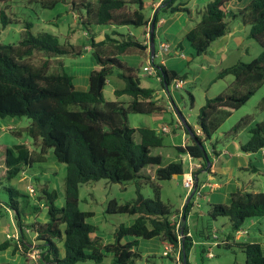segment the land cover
Listing matches in <instances>:
<instances>
[{
	"label": "trees",
	"instance_id": "1",
	"mask_svg": "<svg viewBox=\"0 0 264 264\" xmlns=\"http://www.w3.org/2000/svg\"><path fill=\"white\" fill-rule=\"evenodd\" d=\"M10 1L0 0L3 27L13 24ZM35 1L44 9H54L58 4L65 3L69 6L68 12L78 14L80 23L89 35V47L97 68L89 76V88L78 90L60 57L82 55L85 46L69 42L62 44L58 36L47 32L35 35L29 22L25 23L18 43L0 44V118L30 119L25 132L31 140L29 145L19 143L6 147V169L0 177V185L3 182L11 184L28 168L46 163V155L51 149L56 161L66 165L63 205L57 204L58 192L50 190L48 185H41L37 179L35 197L13 186L6 188L9 194L6 206L15 212L17 226L20 229L28 227L36 234V248L41 252L39 260L43 264H78L86 261L102 264L108 254L112 255L113 264H137L142 259L137 250L139 239L158 238L177 247L179 235L172 217L174 214L181 215L180 219L187 217L191 201L185 204L181 214L178 211L172 213L161 200L160 182L183 176V162L164 164L161 156L152 155L153 149L163 147V138L158 131L149 127L132 128L128 123L129 114H162L168 107L161 99H156L154 89L142 86L134 67L120 60L122 56L143 55L142 48L146 49L147 46L132 35L116 39L106 34L103 40L96 41L89 30L95 25L147 28L155 17V38L161 12L176 14L190 13V10L182 3L176 4L178 0H164L150 19L143 11L142 0H98L97 4L88 0ZM231 1L234 0H210L198 13L201 19L186 34L185 40L198 56L206 55L211 46L230 31L227 21L230 16L250 27L249 37L261 47L262 53L250 62L238 61L223 67L214 81L227 76H233V81L222 93L207 99L200 109L197 116L200 134L190 127V132L184 130L190 142L176 147V151L201 163L198 174L206 169L212 173V161L205 143L211 141L220 128L218 113L227 109V115H230V112L239 110L264 86V0H252L244 8L227 12L226 4ZM155 66L161 87L164 84L170 87L182 79L173 69L160 64ZM115 69L119 70L117 77L124 82V87L115 90L114 94L117 97L129 96L127 105L104 98V88ZM189 99L192 106L194 97L191 93ZM258 107L264 110V98ZM251 122V116L243 117L225 136H238ZM249 133L250 137L240 145V151L245 154L263 151L264 122L256 124ZM14 134L18 135L16 132ZM212 147V153L219 155L215 144ZM205 154L210 162L209 168ZM149 167L156 168L154 178L145 171ZM102 179L119 184L134 182L136 186L133 201L120 204L112 199L107 203V215L136 216L133 224L121 225L114 232V241L109 244L98 235L97 227L87 222L94 214L79 209L80 185ZM147 185L152 188L154 199L143 196L142 189ZM42 206L47 209V220L40 222L35 219L26 224L25 209H32L37 216ZM208 214L213 220L227 217L232 232L236 233L247 219L264 218V192L238 189L232 193L229 204H211ZM183 232L181 262L189 264L193 242L187 236L186 227ZM230 238L232 236L228 235L227 240ZM20 243L21 247L15 242V250L27 256L29 248L22 239ZM61 243L64 247L63 257L60 256ZM10 245L11 241H5L0 245V250ZM234 245L245 254V264H264L260 244L241 242ZM206 253V248L202 247L201 259Z\"/></svg>",
	"mask_w": 264,
	"mask_h": 264
},
{
	"label": "rangeland",
	"instance_id": "2",
	"mask_svg": "<svg viewBox=\"0 0 264 264\" xmlns=\"http://www.w3.org/2000/svg\"><path fill=\"white\" fill-rule=\"evenodd\" d=\"M92 4H97L98 0H88ZM245 0H243L244 2ZM186 2L185 0H178L176 4ZM192 2L189 3V12H184V16L187 20L200 21L201 16L198 14L196 9L192 8ZM11 7L12 16L11 19L13 24L6 27L2 26L0 21V44H16L21 39V33L24 30L25 23L29 22L32 24V33L37 35L38 33L47 32L58 36L60 42L63 44L69 42L72 45L80 47H89V35L84 30L82 24L78 19V14L68 12V5L65 3L58 4L54 9H44L35 0H11L9 3ZM203 10V9H202ZM227 10H232L227 8ZM235 11V10H233ZM145 15L149 18L154 16L152 9L148 6L144 9ZM175 14L171 13H160V18H169ZM190 20V21H191ZM230 28L233 30V37L224 49L227 50L228 59L225 61H220L221 57L218 53H208L206 55L198 56L190 44L183 38L177 46L180 48L178 51L180 55H184L181 59L179 56L174 58L171 56L170 67L177 71L182 79V89H175L172 85L171 89V100L169 101V107L166 106L165 112L162 113V118H158L156 114H129L128 123L132 128L149 127L155 130H159V125L167 126L169 132L166 134H161L163 138V149H173L174 144H181V137L183 130L177 127V118L181 120V123L185 122L187 126L197 130V116L200 109L205 105L207 99H211L222 93L227 87L228 83L233 81V76H227L224 79L214 81L217 73L226 66L232 65L238 61L250 62L257 58L261 53V47L249 37L250 27L243 25L240 20L233 19L230 16L227 17ZM194 23V21H191ZM238 23L241 26L236 28ZM113 31L117 35L128 36L134 34L136 40L143 42L144 37L142 34V27H113ZM141 29V33L139 31ZM236 29V30H235ZM90 33L94 35L96 41L99 39L100 26H92L90 28ZM110 30L107 33L110 34ZM119 37V36H118ZM161 43L172 44L175 42L169 37V34L161 32L160 34L155 32L154 46L156 54L160 51ZM181 43V44H180ZM150 49V42L149 47ZM182 48V49H181ZM133 56V55H132ZM135 56V55H134ZM162 57L165 54H161ZM63 61L67 72L73 77V83L75 87L79 90L83 84L85 88V81L88 78V74L93 68H97L96 61L91 53V49H82V55H65L60 57ZM214 59V62L210 60ZM121 60V59H120ZM122 61V60H121ZM124 62V61H122ZM161 60L157 59L156 64L159 65ZM125 63V62H124ZM127 64V63H126ZM129 65V64H127ZM137 70V74L141 79L143 87H150L152 89L161 90L160 85L155 77H146V64H133L129 65ZM119 70L115 69L112 76L108 78L107 84L104 88L103 95L107 101H119L124 105H127L130 101L129 96H115L114 92L117 89L124 87V82L117 77ZM87 87V86H86ZM189 93L194 97V103L191 106L189 99ZM164 100L166 99L163 95ZM264 98V86L259 89V91L239 110L229 112L227 109H222L217 118L221 121L220 128L218 132L213 136L211 141L205 143V148L210 156L214 167L217 169H223L227 165L228 157L222 155L221 158H216L212 153V146L215 144L218 153H223L226 149L228 143L234 142L236 145L243 144L247 142L250 137L249 130L256 124L264 122V110L259 109L258 105L260 101ZM163 101V100H162ZM167 102V101H166ZM171 105V106H170ZM172 108V109H171ZM178 112L181 114L178 115ZM245 116H251V124L242 130L238 136L229 137L225 136L238 121H240ZM7 119V118H6ZM5 119L0 118V147L13 146L15 144L24 143L29 141L25 128L30 124V119L14 118L9 120V122L4 121ZM184 120V121H183ZM17 121V122H16ZM12 125L15 129L10 131L6 129L5 126ZM4 126V127H2ZM3 129V130H2ZM14 132L18 133L16 136ZM239 146V145H238ZM183 147V146H182ZM177 152V151H176ZM1 153V152H0ZM157 154L156 149L152 150V155ZM47 161L42 164H35L26 170L33 181V185L37 186V180L41 185L52 186L58 194L59 200L58 205L64 204V180L66 177V165L58 163L55 160L53 150H49L46 155ZM176 161H182L184 165V171L189 172V164L199 163L197 160H191L187 158L183 161L182 158L177 157ZM173 161V162H176ZM253 166L258 169V172H264V167L262 166V159L259 155L254 154L252 158ZM166 164L171 163L172 160H165ZM194 162V163H193ZM165 164V163H164ZM43 174H47V177H42ZM216 179L210 181L208 178L207 170L202 171L198 174L197 178L200 184L205 182L217 183L220 186L226 184L229 181L228 172L219 173L216 172ZM233 176L239 178L242 182H246L249 177H252L254 185L257 189L247 190L248 192H259L261 190V182L259 181V175H254L249 171L241 172L235 170ZM254 175V176H253ZM183 176H178L174 180L160 182L161 186V200L164 204L168 205L170 211L175 213L183 203L184 197L187 199L190 195L187 194V189L183 186ZM13 186L18 188L17 183L9 184L3 182L0 185V204L3 205L0 213V230L12 233L13 223L15 220V212L9 209L11 212L4 208L6 203L9 201V194L6 190L7 187ZM223 187V188H222ZM228 187L221 186L219 189L203 191V197L197 198L196 195L191 199V207L189 213L191 214L188 227L192 230L196 238H202L207 234H210V238L213 234H217L220 239L224 235H231L232 241L235 233L232 232L230 228L229 219L227 217H220L217 220L210 218L208 212L210 210L211 204H229L230 199L227 195ZM142 194L145 198L154 199V192L150 186H144L142 189ZM136 198V186L134 182H127L124 184L113 183L110 180L102 179L97 182H90L80 185L79 188V209L83 212H92L93 217L87 220L88 223L94 225L98 229V235L103 238L106 244L112 243L114 241V232L121 226H130L134 223L136 216L129 215H107L105 210L107 203L115 199L120 204L126 202H131ZM8 208V207H7ZM179 212V211H178ZM26 219L24 220L26 224L32 223L37 216L32 212V209H25ZM175 219L173 222H179V216L175 214ZM41 220H46V212L41 216ZM22 218H25L22 215ZM40 220V219H39ZM253 221L262 222L260 224L252 225ZM246 232H251V235L258 233V230L264 231V218H250L244 222L242 227ZM2 235V234H1ZM0 235L2 239L3 236ZM238 242H246V237H236ZM60 245V244H59ZM61 248L64 250L63 243H61ZM202 248V247H201ZM200 248V249H201ZM207 248V247H203ZM214 258H207L204 256L202 259V264H245L246 256L242 250L234 245L226 248L222 245L209 247ZM137 250L141 253L142 259L138 261L137 264H173L172 260L168 257L163 256L164 247L158 238L155 240H144L139 239V245ZM113 258L111 254H108L104 259L102 264H113ZM78 264H95L93 261H86ZM189 264H199L193 258H191Z\"/></svg>",
	"mask_w": 264,
	"mask_h": 264
},
{
	"label": "crops",
	"instance_id": "3",
	"mask_svg": "<svg viewBox=\"0 0 264 264\" xmlns=\"http://www.w3.org/2000/svg\"><path fill=\"white\" fill-rule=\"evenodd\" d=\"M142 1L144 3L143 11H144L145 7L149 6L152 9V13H154L160 6V5L159 6L157 5L158 0H142ZM185 1L186 2H183L185 8H188L189 3L192 2L191 3L192 8L196 9L197 12H198V11L202 10L205 7V5L210 0H185ZM251 1L252 0H245L244 2H243V0L231 1V2L226 4V11L230 12V11H233V10L244 8ZM227 8L232 9V10H227ZM149 18L151 19L152 17H149ZM190 20H191V18H190ZM190 20H187L185 18L183 12L176 13L174 16L169 17V18H160V20H159V22H158V24L156 26V32L159 33V34L161 32H165V33L169 34V37L171 39H173V41L175 42L174 45L168 44L170 48H169L168 52L165 54L164 57L161 56L162 53L160 51L153 56L151 54V49H149L148 46H147L146 49L142 48V51H144L143 55L136 54L135 56L134 55L133 56L132 55L131 56H122V57H120V59L122 61H124L125 63L129 64V65L146 64V66H145L146 69L149 67L150 63H152L154 66L157 65L156 64V60L159 59V60H161L160 65H164V66H166L169 69H174V68L169 66V64L172 62L171 61V56H173L174 58L179 56L181 59H183V57L180 55V52L178 51V49L180 47L177 46V45L179 44V42L183 38L185 39L186 34L194 27V25L197 22H199V21L195 22V20L193 19L191 21H194V23H192ZM240 26H241V23H238L236 28H238ZM108 29L111 31L110 35H113L112 37H114L116 39H122L123 35L114 34L115 32L113 31V29H114L113 27L100 26V32H99L100 36H99L98 41H101V40H103L105 38V35L108 34L107 33ZM150 29H151V25L148 26L147 28L142 27V34H143V37H144V40L142 42L143 46L147 45L148 35H150ZM139 31L141 33V29H139ZM131 35L136 38V36L134 34H131ZM232 37H233V30H232V28H230V31L228 32V34L225 35L224 37L218 39L211 46L209 52L210 53H218L219 56L221 57L220 61H225L226 59H228V54H227V50L224 49V47L227 44H229L230 40H232ZM149 40H150V38H149ZM85 49L89 50L90 48L85 47ZM210 61L215 63L214 59H211ZM94 69L95 68H93L90 72H92ZM90 74L91 73L88 74V78L85 81V84H86L87 87L85 86V88H83V84H80L82 90H87L89 88V76H90ZM157 81H158V83L160 85V89L161 90L160 91L156 90V99L163 100V102L165 104H167L168 107H169V102L167 101V99L164 100V98H163L162 87H161L160 81L158 79H157ZM141 84H142V82H141ZM182 87L183 86H181V89H182ZM145 88H150V87H145ZM170 99H172L171 96H170ZM156 115L158 116V118H162V114H156ZM11 119H13V118L8 117L4 121L9 122V120H11ZM14 120H15V118H14ZM161 126H163V124L159 125V129H160ZM2 127H4V126H2ZM5 127H6V129H8L10 131H13L15 129L12 125H7ZM189 142H190V137L188 135H186L185 131L183 130L182 137H181V144L180 145L179 144L178 145L174 144V148L173 149H163V147L162 148H158V149H156L157 154H153V155L154 156H161L162 159H163V162L165 164H166V162H165L166 159H168V160L171 159L172 162H173V161H176L177 157H180V158H182L183 161H186L187 158H190V157L187 156V155L178 154L176 152V147L185 146V145L189 144ZM24 144L29 145L30 142L29 141H25ZM238 145H236L234 142H230V143H228V145H227V147H226V149L224 150L223 153L221 152V153H219V155H215V157L217 159L221 158L222 155L227 156L229 158L228 161H227V165L223 169H217V168L214 167V163H211L212 173L211 174L208 173V178H209L210 181H212V180L216 179V174H215L216 172H219V173L228 172L229 181L226 184L221 185V186L228 187V192H227L228 198L226 199V201L228 199H230V201H231L232 193H234L238 189L249 190L251 188V189H253V191H255V189H257L256 186L254 185V181H253L252 177H249L250 179H248L245 183L244 182L241 183L240 182L241 180L239 178H236V176H233L234 175L233 173H234L235 170L241 171V172H248V173L250 171L254 175H259L260 176L259 177V181L261 182V190L259 192H264V172H258V169L253 166L252 158H253L254 154L242 153L240 151L241 143L238 144ZM5 150H6L5 146L4 147H0V152H1L0 153V177L4 174L5 169H6L5 168V164H4ZM256 154L261 157L262 166L264 167V150L260 151V152H258ZM55 160H56V158H55ZM196 164H198V163H196ZM145 171L148 174H150L153 178L155 177V172H156V168L155 167H149ZM47 176H48L47 174H43L42 177L45 178ZM175 178H173L172 180H174ZM32 181H33L32 177L29 174H27V172L25 171V172L22 173V175L20 176L19 179L14 180L11 184L17 183V185H18L17 189L20 192H22V193L28 194L26 189H27L28 185L34 186ZM215 184H217V183H215ZM217 185H218L217 189H219L221 186L219 184H217ZM49 189L50 190H55L54 188H52V186H49ZM186 198L187 197L185 196L182 205L177 210V211H179L180 214L182 213V211L184 209V206H185L184 202H185ZM187 201H188V199H187ZM1 208H3V205L0 204V213H1ZM4 208L6 210L8 209L7 211L11 212L9 210V208H7V206L4 205ZM45 212H47V209L45 208V206H42V211L39 214H37V220L40 219L39 220L40 222H45L47 220V218H46V220H41V218H42L41 216ZM175 217L176 216L174 214L172 219H175ZM190 218H191V214L190 213H188L187 217H182L183 228L184 227L187 228V232H188V234L191 235L190 238L192 239V242H193V247H192V249L190 251L188 261L190 262L191 258H193L197 263L202 264V259H201V256H200V248L201 247H207L206 250L209 251V245H206V243L210 242L212 240V238H210V234H207L206 236H203L202 238H196L194 233L192 232V230L188 227V223L190 221ZM251 224L252 225L260 224L261 226L263 225L262 222H260V221H253ZM15 227L20 229L17 226L16 221L14 220L12 233L14 232ZM3 233H4V230L1 229L0 230V235L2 234L1 236H3V235L4 236H3L2 239L0 238V245L2 243H4L5 241H8L6 239V234L9 233V232H6L5 234H3ZM227 236L228 235H224L220 239V241H226V244H224V245L222 244V246L232 245V243L233 244L241 243V242L236 241V237L242 236V237H246V242L260 244L261 248H262V252L264 254V231H262V230H258V233H254V234L251 235V232H246L245 230L241 229L240 231L235 233L233 241H232V238L227 240ZM21 238L24 241V243L27 245V247L29 248V251H28L29 254L27 256H25V255H23L20 252V250H15V242L11 241V245L7 249L0 250V264H43L40 260L35 259L31 255V251L33 249H36V246L38 245V242H37L36 237L34 236V234L33 235L32 234H22ZM161 243H162V245L164 247L163 256H165V250H166V245L167 244H166V242H161ZM59 249H60V256L63 257L64 256V250L61 248V244L59 245ZM168 258H170V257H168ZM170 259L173 262V257L172 256H171ZM173 264H174V262H173Z\"/></svg>",
	"mask_w": 264,
	"mask_h": 264
},
{
	"label": "built area",
	"instance_id": "4",
	"mask_svg": "<svg viewBox=\"0 0 264 264\" xmlns=\"http://www.w3.org/2000/svg\"><path fill=\"white\" fill-rule=\"evenodd\" d=\"M164 0H158L157 5H161V3ZM150 35H148V42L147 45L149 47V40ZM169 45L161 43L160 45V50L162 51V54H166L169 50ZM184 58V55H181ZM145 76L146 77H155L156 79H158L159 81H161L160 76L158 75V71L156 66H154L152 63L149 64V67L146 69L145 72ZM175 89H181L182 86V82L181 81H175L173 84ZM172 85L170 87H162V94L165 96V98L167 99V101L169 102L170 96H171V89H172ZM177 127L181 125V120L179 118H177ZM169 132V128L167 126H161L160 129L158 130V133L161 134H166ZM197 133L200 134V131L197 130ZM192 160V158H190ZM202 168L201 163L199 162L198 164H189V172H186L184 174V179H183V186L185 189H187V194L190 195L192 192H194V195L197 196V198H202L203 197V191L205 189H208L210 191L215 190L218 188V185L215 183H211V182H205L200 184V182H198V178H197V171H199ZM27 193L28 195H30L31 197H35L36 195V191H35V187L32 185H28L27 186ZM181 215L179 216L180 219ZM173 220V219H172ZM176 222V221H175ZM174 222V223H175ZM176 227H177V231H178V240H179V244L177 247H175L173 244L166 242V250H165V256L166 257H173V262L174 264H182L181 262V240L184 239L185 235L184 233H181V229L183 227L182 224V219H180L179 222H176ZM22 234H34V236L36 237V234L28 227H24L22 229H18L17 227H15L14 232L13 233H7L6 234V239L9 241H14L16 242L19 247H21V235ZM188 237H191L190 234H187ZM212 240L208 243H206V245H209V247L212 246H220V245H224L226 244V241H220V237L217 234H213V236L211 237ZM21 249V248H20ZM29 254V253H28ZM31 255L39 260L41 257V252L39 249H33L31 251ZM205 256H207V258H213V254L211 253V249L209 248V251H207V253L205 254Z\"/></svg>",
	"mask_w": 264,
	"mask_h": 264
},
{
	"label": "water",
	"instance_id": "5",
	"mask_svg": "<svg viewBox=\"0 0 264 264\" xmlns=\"http://www.w3.org/2000/svg\"><path fill=\"white\" fill-rule=\"evenodd\" d=\"M140 9H142V6H139ZM154 28H155V17L152 19V23H151V29H150V49H151V54L154 56L155 55V46H154ZM164 87H168L166 84H164ZM178 115L181 116V114L178 112ZM184 121V120H183ZM181 130H185L187 132H190V128L189 126L186 125L185 122L181 123V125L179 126ZM205 158L207 159V163H208V168L210 166V162L208 160L207 155L205 154ZM207 170V169H206ZM194 197V192H192L188 198L187 202H190L191 199ZM181 233L183 234V227L181 229Z\"/></svg>",
	"mask_w": 264,
	"mask_h": 264
}]
</instances>
